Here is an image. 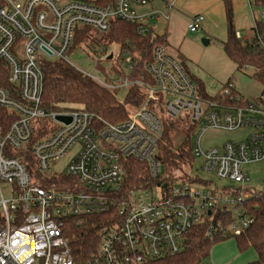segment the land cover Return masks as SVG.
Returning <instances> with one entry per match:
<instances>
[{
	"label": "built area",
	"instance_id": "1",
	"mask_svg": "<svg viewBox=\"0 0 264 264\" xmlns=\"http://www.w3.org/2000/svg\"><path fill=\"white\" fill-rule=\"evenodd\" d=\"M152 2L116 0L102 7L91 0H0V65L9 84L0 87V264H147L188 250L193 229L201 224L207 223L210 236L237 237L254 223L245 203L264 196V184L245 196L233 188L201 187V182L193 188V182L176 176L169 185L126 192L123 162L146 163L154 179L164 175L159 141L165 125L179 122L194 127L193 161L201 158L203 172L234 184L249 182L242 167L264 161V90L245 98L228 82L218 98H205L184 63L166 45L156 44L138 76L139 58L127 48L119 49L122 59L111 82L79 70L111 90H143V103L126 121L113 124L81 108L43 106V65H73L69 56L79 29L107 34L120 20L140 24V35L154 36L146 20L169 21L170 16L161 10L138 12ZM204 20L196 15L189 30L197 32ZM258 22H264V11L254 16L255 27ZM236 36L250 39L240 32ZM211 129L251 132L241 142L204 150L202 137ZM30 156L31 170L25 163ZM2 184L12 187L8 199ZM100 215L108 216L109 224L100 229L96 250L77 259L69 230Z\"/></svg>",
	"mask_w": 264,
	"mask_h": 264
},
{
	"label": "trees",
	"instance_id": "2",
	"mask_svg": "<svg viewBox=\"0 0 264 264\" xmlns=\"http://www.w3.org/2000/svg\"><path fill=\"white\" fill-rule=\"evenodd\" d=\"M115 1L94 0V3L106 7L114 4ZM223 3L227 22V39L223 43L226 55L236 64L239 71L246 67H253L260 71L259 77L264 81V22H258L257 26L253 27V35L249 40L244 41L243 38H237L236 33H241V31L235 27L233 0H223ZM255 5L264 10V0H255ZM138 26H140L138 23L117 20L112 23L109 32L106 34L109 43L117 45L120 51L126 48L130 49L135 57L139 58L138 71L134 74L136 76L143 73L144 62L151 60L152 50L156 44L168 46V35L158 36L155 34L153 36L151 32L140 35L137 33ZM90 34V29H79L72 51L84 43ZM242 36L245 35L242 34ZM181 61L188 68L187 63ZM115 72H118L116 68ZM43 73V106L51 110L81 108L100 117L104 122L117 124L126 121L130 112L139 107L145 98L143 90L136 86L130 88L125 101L120 102L117 99V93L120 90H111L102 86L75 66L63 61L45 62ZM191 76L200 94L205 98H210L204 85L196 81L192 74ZM108 81L111 82L112 80L108 79ZM228 82H231V79ZM8 86L7 70L0 65V87L7 88ZM228 101L230 102V100ZM178 130L179 127L176 123L165 125L159 141L157 158L165 167L164 175L154 179L151 177L146 163L133 159H127L123 162L126 172L124 191L139 188L152 190L159 184L169 185L176 179V175L173 174L174 171L182 172L185 165H190L193 162L194 155L191 142L188 149L175 148L173 134ZM25 163L30 170L34 166L31 156L27 158ZM181 177L178 179L182 181L202 182L200 177L192 179L183 173ZM245 204L254 223L242 235L237 237L210 236L208 235L207 223H204L193 229L190 237L191 246L188 250L176 257L147 264H204L210 258L213 247L229 239L235 240L236 247L240 252L249 249L256 252L257 260L251 264H264V196L249 198ZM112 211L113 214H116L115 210ZM107 224H109L108 216H91L85 218L81 226L72 227L69 230L71 250L77 259H83L96 250L99 242L98 233Z\"/></svg>",
	"mask_w": 264,
	"mask_h": 264
},
{
	"label": "rangeland",
	"instance_id": "3",
	"mask_svg": "<svg viewBox=\"0 0 264 264\" xmlns=\"http://www.w3.org/2000/svg\"><path fill=\"white\" fill-rule=\"evenodd\" d=\"M94 1V0H91ZM263 9L253 5L252 12L256 17L263 13ZM180 12V13H179ZM179 17L186 20L189 24L192 22L193 17L183 10L179 9ZM207 23L203 22L200 29L192 33L187 24L181 23L180 25V40L184 41L183 46L179 48L178 41H172L167 49L171 55L179 60L187 63L191 74L195 80L202 83L208 96L214 100L218 98L227 82H231L235 86V90L245 98H254L264 90V81L259 77L260 71L253 67L248 69L238 70L236 64L226 55L223 49V43L227 39V22L225 19L208 20ZM165 20L161 19L160 22L153 23L156 33L160 36L164 35ZM245 31V30H244ZM246 35L252 36V30L246 31ZM205 40L209 43L206 45ZM105 49H108L107 56H101ZM180 49V50H179ZM114 53V60L109 59V55ZM119 47L109 43L106 34L99 33L95 30L91 31L89 38L80 44L72 54L69 56L70 62L79 70L92 74L99 79H113L117 63H121L122 57L118 58ZM116 63L114 64V62ZM114 64V65H113ZM128 91L122 89L117 93V99L124 102ZM179 130L173 134L175 148L188 149L190 142L193 143L194 127L190 128L186 124L176 123ZM250 129H240L234 132L221 131L211 129L208 130L202 137V148L208 150L210 148L221 147L225 143L233 142L238 143L247 138ZM70 158L65 159L59 165L60 171L67 165ZM201 158H196L191 165L187 164L182 168V172L174 171L173 174L181 177L189 175L194 179L200 177L202 181L201 187L210 186L212 189L222 190L225 188H233L246 192L245 196H250L253 193H258L263 189L264 184V161H259L244 165L242 171L250 180L244 184H234L229 180H223L216 177L214 174L205 173L201 170ZM182 178V177H181ZM198 183V182H197ZM193 188H200L196 184H192ZM12 187L8 184H2L1 192L6 199L11 196ZM1 200V193H0ZM232 240H229L231 242Z\"/></svg>",
	"mask_w": 264,
	"mask_h": 264
},
{
	"label": "crops",
	"instance_id": "4",
	"mask_svg": "<svg viewBox=\"0 0 264 264\" xmlns=\"http://www.w3.org/2000/svg\"><path fill=\"white\" fill-rule=\"evenodd\" d=\"M166 2L172 5V9L166 6ZM253 5H255V0H233L235 27L246 37H249L245 34L249 30H252L253 35L255 16L252 12ZM179 9L186 12L190 17H193V15H203L212 21L219 19L226 20L223 0H153L150 6L138 8V12L143 15L151 10H161L169 14L170 20L164 22L166 24L164 35H168L167 43L171 45L172 41L180 40L179 32L181 23L189 24L186 20L179 17V14H177ZM157 22L154 19L146 20L147 25L152 28L154 34L160 36L156 33L155 26L153 25V23ZM204 22L207 23L206 19ZM183 42L181 40L178 41V44H180L179 48L183 46ZM229 240L232 241L229 242ZM229 240L216 244L212 249L210 258L204 264H251L257 260V254L254 250L249 249L245 252H240L236 247L235 240Z\"/></svg>",
	"mask_w": 264,
	"mask_h": 264
},
{
	"label": "water",
	"instance_id": "5",
	"mask_svg": "<svg viewBox=\"0 0 264 264\" xmlns=\"http://www.w3.org/2000/svg\"><path fill=\"white\" fill-rule=\"evenodd\" d=\"M205 42V44L207 45L208 43H209V41L208 40H205L204 41ZM112 58V56L109 58V59H111ZM60 120H62V121H66V122H69L70 121V119L69 118H63V117H61V118H59ZM162 172H164V169H163V171Z\"/></svg>",
	"mask_w": 264,
	"mask_h": 264
}]
</instances>
